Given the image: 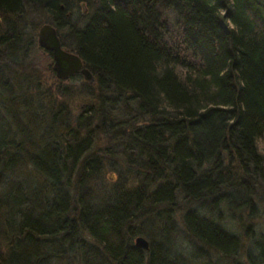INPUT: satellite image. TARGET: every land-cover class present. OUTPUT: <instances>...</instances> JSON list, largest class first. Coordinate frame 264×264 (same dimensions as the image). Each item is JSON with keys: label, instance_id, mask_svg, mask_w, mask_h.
Returning <instances> with one entry per match:
<instances>
[{"label": "trees", "instance_id": "1", "mask_svg": "<svg viewBox=\"0 0 264 264\" xmlns=\"http://www.w3.org/2000/svg\"><path fill=\"white\" fill-rule=\"evenodd\" d=\"M260 213L264 0H0V264H264Z\"/></svg>", "mask_w": 264, "mask_h": 264}, {"label": "water", "instance_id": "2", "mask_svg": "<svg viewBox=\"0 0 264 264\" xmlns=\"http://www.w3.org/2000/svg\"><path fill=\"white\" fill-rule=\"evenodd\" d=\"M84 7L82 5L83 10ZM56 31L55 27L44 24L37 32L38 48L51 54L52 70L56 79L69 81L74 76L80 75L84 81L93 83V77L82 60L75 53L63 49ZM134 242L135 246L141 250L147 251L149 249V243L142 237H137Z\"/></svg>", "mask_w": 264, "mask_h": 264}, {"label": "rangeland", "instance_id": "3", "mask_svg": "<svg viewBox=\"0 0 264 264\" xmlns=\"http://www.w3.org/2000/svg\"><path fill=\"white\" fill-rule=\"evenodd\" d=\"M87 14V12L84 10L83 11V15H86ZM43 25V24H42ZM41 24L38 26V30H39V28L42 26ZM38 32V31H37ZM37 57H39L40 59L41 58H43V54H41V53H37V55H36ZM46 61V60H45ZM49 63V64H48ZM47 64H48V66H49V69H52V60H50V62L49 61H47ZM53 74H54V72H53ZM54 76V78H52L51 77V75L49 74V83L47 84V87L49 86L50 88H53L52 87V85H54V80L56 79V77H55V74L53 75ZM64 82H67L66 84H68L69 82L68 81H64ZM78 82V81H77ZM76 83V81L74 80V82H73V84H75ZM76 85H78V83L76 84ZM75 85V86H76ZM72 103H71V105H70V108H71V112H72V114H75L76 112H77V110H78V106H79V103H80V100H78V99H75L74 101H71ZM256 220H257V223L255 224V225H253V227L255 226V228L254 229H256V232L258 233V235H254V237L255 238H259V239H262V240H264V215L262 214V213H260V214H258V217L256 218ZM234 225V224H233ZM258 226H259V228H261V230L260 229H258ZM253 227L251 228L252 230H254L253 229ZM233 230L235 231V233H237V234H239L240 232V230L238 229V227L236 226V225H234V227H233ZM248 233H251L250 232V230L248 231ZM249 243L248 242H246V246L248 245ZM243 258V257H242ZM242 258H238V262H240V263H242V264H245V262H244V260L242 259Z\"/></svg>", "mask_w": 264, "mask_h": 264}, {"label": "bare ground", "instance_id": "4", "mask_svg": "<svg viewBox=\"0 0 264 264\" xmlns=\"http://www.w3.org/2000/svg\"><path fill=\"white\" fill-rule=\"evenodd\" d=\"M44 25V24H43ZM45 25H50L49 23H45ZM52 26V25H51ZM54 27V26H53ZM57 30V29H56ZM57 32V36H58V38H59V41H60V36H59V32L58 31H56ZM61 43V42H60Z\"/></svg>", "mask_w": 264, "mask_h": 264}]
</instances>
